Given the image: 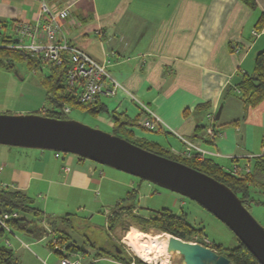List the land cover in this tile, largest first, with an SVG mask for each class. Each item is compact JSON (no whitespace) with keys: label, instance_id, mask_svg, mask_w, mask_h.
<instances>
[{"label":"crops","instance_id":"1","mask_svg":"<svg viewBox=\"0 0 264 264\" xmlns=\"http://www.w3.org/2000/svg\"><path fill=\"white\" fill-rule=\"evenodd\" d=\"M254 1L251 8L242 0H48L52 11L68 9L59 21L61 35L98 61L109 59L106 69L125 89L113 96L100 93L94 102L121 120L136 121L142 113L136 114L131 102L138 104L130 93L160 119L153 130L125 125L133 137L176 154L187 153L184 138L205 151L204 158L240 172L249 159L264 155V99L245 109L238 90L242 76L253 72L256 54L264 50V20L258 22L264 0ZM38 21L39 0H0V40L5 34L15 37L16 44L28 43L16 29ZM109 84L107 79L104 85ZM18 88L11 70L0 67V113H35L25 108ZM9 152L0 148V174L9 155L13 160L0 185L42 198L45 213L62 211L71 194L81 196L100 184L97 167L86 159L56 156L55 151ZM16 233L9 234L18 243L8 238L3 243L14 254L38 240ZM97 258H85L83 264H96Z\"/></svg>","mask_w":264,"mask_h":264},{"label":"rangeland","instance_id":"2","mask_svg":"<svg viewBox=\"0 0 264 264\" xmlns=\"http://www.w3.org/2000/svg\"><path fill=\"white\" fill-rule=\"evenodd\" d=\"M11 73L18 80V93H22L24 96L25 108H30V112H38L37 114H42L40 113V107L42 104L47 108L53 107L46 101V92L43 85L44 77L50 73L47 64H42L41 68H34L28 65L24 60H19L15 62ZM131 104L135 105H133V107L136 114L140 113L139 107L134 102H131ZM69 108L70 111L63 114L64 119L76 120L90 127L109 133H115L123 138H129L131 140L134 139V137L129 136L120 129L114 128V119L108 112L91 114L86 108L77 106ZM55 109L60 110V107L57 106ZM15 114H27V111H21L20 113ZM140 117H142L141 114ZM138 121L139 119L135 121L134 125H131L133 129H141L137 126ZM0 148L10 149L8 154H11L12 152L14 153L15 151V153L29 151H43L48 153L54 152V150L49 149L27 148L4 144H0ZM58 153L60 155H74L72 153L59 151ZM183 155L188 156L184 153ZM11 156L12 155H9L10 159L6 161L7 163L0 174V179L3 177L7 178L9 176L10 165L13 162ZM76 156L77 155H74V157ZM86 160L94 163L97 167L95 174L96 178L100 180V184L93 187L91 191L83 193L81 196L78 195L76 197L73 195L74 193L71 194L68 201V207L62 211L52 207L53 209L46 212L47 215L58 219L59 227L65 228L67 233L70 235L69 241H74L76 245L84 246L86 252L77 253L78 257H82L83 253L84 257L80 260L82 264L85 263V258V261H91L94 257H97L94 256L95 247L112 249V244L122 247L126 257L136 256L143 262L145 260H143L136 253V251L133 250V242L141 241L144 243L147 240L146 238H151L154 235L161 234V232L152 229L148 232H142L136 225L131 226L129 230L123 232L117 224L115 225L114 221L110 222L108 220L111 207H115L117 204L128 205L133 203L136 208L135 212L142 215H147L151 209L155 210L161 208H168L177 214L184 213L186 220L191 225L202 229V234L196 233L186 241L204 242L205 238H207L209 240V246L211 245V242L221 244L225 247H233L237 245L238 242L233 232L213 214L208 212L195 201L121 170H117L89 159ZM21 164H25V161H22ZM250 188V194L254 200L245 203L244 206L255 218V220L264 228V192H260L258 190L256 191L253 187ZM128 193H133V195L130 194V197H127V195H129ZM32 198L34 200V205L44 210L41 203L42 198ZM67 213L70 214L68 215L70 217V226L66 227L68 222L64 221L62 224L59 219ZM36 223L38 226L44 225L46 227V224L42 223V221H37ZM16 234L18 237H22V235H24L27 241L33 239L30 237L28 238V236L23 233ZM7 238L17 242V240L9 233L0 238V242L4 243ZM37 239V241L34 240L35 242L32 240L34 243L28 242V246L26 248L22 247L15 252L17 264H59L61 256L51 250L48 246V241L52 239L51 233H46L43 237ZM91 245L94 247H91ZM167 255L162 259L160 258L148 262L152 263L157 261L158 264V262L165 263L167 259H169L170 261L181 264V257L179 254L167 253ZM97 260L96 264H119L116 263V261L111 260V258L104 256H101L100 258L98 257ZM133 263L137 264L135 261Z\"/></svg>","mask_w":264,"mask_h":264},{"label":"trees","instance_id":"3","mask_svg":"<svg viewBox=\"0 0 264 264\" xmlns=\"http://www.w3.org/2000/svg\"><path fill=\"white\" fill-rule=\"evenodd\" d=\"M249 7H255L254 0H242ZM264 20L262 14L258 22ZM15 37L11 35L1 34L0 40V67L12 70L16 61L24 60L28 65L34 68H41L42 64L47 63L50 73L43 79L45 88L46 101L53 107H44L40 113L45 116L64 119L62 108L64 105L69 107L77 106L86 108L91 114L99 112H107V108L103 104L97 102L79 103L75 99V89H71L67 83L66 71L69 66V56L66 52L62 53L61 63L47 62L39 54H31L29 51L16 47ZM239 97L244 108L255 107L264 99V50L259 51L254 59V70L251 74H244L238 84ZM60 107L56 110L55 107ZM38 113V112H37ZM115 125L114 128L120 129L129 136L133 137L131 131L125 129V125H134L135 120L120 119L116 114L112 115ZM115 134V133H113ZM117 135V134H116ZM132 143L139 145L145 149L155 152L159 155L179 161L192 168L198 169L218 181L227 185L242 201L243 205L253 201L254 198L250 194V187L254 190L264 192V155L255 156L249 159L243 166H248V171L225 170L209 158L198 159L197 153L190 156L176 154L169 149L164 148L154 142L146 139L134 137L133 140L125 138ZM80 159H85L79 157ZM243 167V168H244ZM129 194V193H128ZM133 195V193H130ZM130 194L127 197H130ZM133 203L128 205L117 204L111 207L108 215L110 222H115L123 232L129 230L131 226L136 225L142 232H148L150 229L161 233L176 236L182 240H188L196 233L202 234V229L191 225L185 218L184 213H174L168 208L151 209L147 215L138 214ZM15 212L17 216L4 219L8 228L6 230L0 225V238L7 233H23L26 236L37 239L43 237L46 233H51L52 239L48 241L51 250L63 255H71L72 253L86 252L84 246L76 245L70 240V235L65 228H60L58 219L47 215L41 208L34 205V200L20 189L10 188L0 185V217L4 213ZM69 213L61 216L59 219L62 224L67 221L70 226ZM37 221L46 224L38 226ZM48 229V230H47ZM237 239V237H236ZM237 245L233 247H225L221 244L211 242L210 247L220 255H224L229 259V264H258L257 260L250 251L237 239ZM91 247H94L91 245ZM94 255L97 257H109L122 264H130L135 261L137 264L142 261L136 256L126 257L122 247L112 244V249L103 247L96 248ZM0 264H17V260L13 250L6 244L0 242Z\"/></svg>","mask_w":264,"mask_h":264},{"label":"water","instance_id":"4","mask_svg":"<svg viewBox=\"0 0 264 264\" xmlns=\"http://www.w3.org/2000/svg\"><path fill=\"white\" fill-rule=\"evenodd\" d=\"M219 113L220 107L216 119ZM0 144L72 153L185 196L224 223L264 264V228L227 185L198 169L76 120L37 113H0ZM168 235L166 252L179 254L181 264H229L210 247Z\"/></svg>","mask_w":264,"mask_h":264},{"label":"built area","instance_id":"5","mask_svg":"<svg viewBox=\"0 0 264 264\" xmlns=\"http://www.w3.org/2000/svg\"><path fill=\"white\" fill-rule=\"evenodd\" d=\"M39 13L42 17V21L34 23L24 22L18 25L16 32L18 33L19 37L28 38L29 42L18 43L15 46L20 49L27 50L31 54H39L42 59H45L47 62H55L58 64L62 61V53L66 52L70 61L66 71L67 83L71 89H75V99L77 102L90 103L94 102L100 93L113 96L116 94L118 89L125 90L119 82L111 78L109 71L106 69V63L109 62V59H106L105 63L100 62L86 53L82 48L69 44L66 38L61 35L62 33L59 21L67 16L68 9L66 7L52 11L48 0H39ZM37 37L43 38L44 41L39 42ZM107 79L110 80L109 86L104 85ZM128 95L133 100H135L139 106V109L141 110L142 117L139 119L138 124L145 129H155L156 126L161 122L153 110H151L145 103L137 100L132 94L128 93ZM62 111L63 113L69 112V106L64 105ZM208 133H210L212 136V130L210 128L208 129ZM181 140H183L187 146L186 155L189 156L191 155V151H195V153L198 154V159L203 157L205 151L184 138H181ZM55 152V155L57 156L58 151ZM243 169L248 171V166L244 167ZM235 171L238 170L235 169ZM15 216H17L15 212L4 213L0 217V225L8 230L4 219ZM208 241L209 240L205 238L204 242H189L199 243L201 245L210 247L208 245ZM80 260V258H72L70 255H63L59 260V264H82ZM133 262L134 261H132L130 264H134ZM142 263L157 264V261L153 263L143 261ZM158 264L180 263H175L167 259L165 263L159 262Z\"/></svg>","mask_w":264,"mask_h":264},{"label":"bare ground","instance_id":"6","mask_svg":"<svg viewBox=\"0 0 264 264\" xmlns=\"http://www.w3.org/2000/svg\"><path fill=\"white\" fill-rule=\"evenodd\" d=\"M168 237L169 235L166 233L157 234L151 238H146L147 240L144 243L141 241L133 242L132 248L145 261L162 259L167 255L166 245Z\"/></svg>","mask_w":264,"mask_h":264}]
</instances>
